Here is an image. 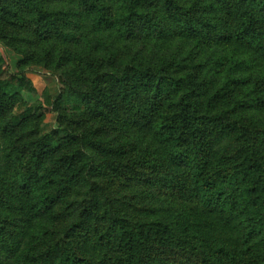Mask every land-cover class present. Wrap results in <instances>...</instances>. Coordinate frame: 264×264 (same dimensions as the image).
Wrapping results in <instances>:
<instances>
[{"label":"trees","instance_id":"obj_1","mask_svg":"<svg viewBox=\"0 0 264 264\" xmlns=\"http://www.w3.org/2000/svg\"><path fill=\"white\" fill-rule=\"evenodd\" d=\"M13 9L27 18L8 19ZM1 13L40 45L14 86L34 92L31 61L64 85L15 105L25 126L0 174V253L18 264H264V0H0ZM12 86L0 80V111ZM62 98L58 125L41 132ZM227 134L244 146L214 154ZM19 222L34 231L21 236Z\"/></svg>","mask_w":264,"mask_h":264},{"label":"rangeland","instance_id":"obj_2","mask_svg":"<svg viewBox=\"0 0 264 264\" xmlns=\"http://www.w3.org/2000/svg\"><path fill=\"white\" fill-rule=\"evenodd\" d=\"M17 1V0H14ZM26 1V0H23ZM13 11H17L13 9ZM17 16L15 17H8V19H11L14 21L16 17H19L21 19H25L26 16L21 17L24 11H17ZM5 14H0V56L2 57V64L0 66V80L9 81L11 82L12 91L11 93H15L12 97L8 99V104L6 105V109L4 111H0V174L3 173L4 169L8 168V164L13 162L15 159V154L13 152V149L15 152H17L19 149V145L21 144L22 140V134L24 131L25 124L21 126L15 127V121L13 120V117L16 115V109L15 105L21 101L26 102L27 105H39L41 101V92L44 88H47V90L51 93V96L56 95L59 96L64 83L59 79L57 76L58 74H55V68H43L38 65H34L33 62L29 64L28 68H26V75L27 77L32 81L34 86V92H27V91H21L17 89L14 85L17 83L16 76L18 75L19 71V65H21L20 60L30 51H34L35 48L33 46L39 47L40 45L35 44H27L24 42V40L20 39V36H22L25 32V30L21 27L16 28V24H9L7 20H3ZM27 18V17H26ZM7 19V18H6ZM9 35V36H8ZM17 35V39L12 38V36ZM9 43L8 45L6 42ZM84 45H81L80 50H82ZM77 48V49H78ZM14 49L22 50L21 53L17 52ZM79 50V51H80ZM40 52V49H39ZM76 52V51H74ZM43 54H45V51H42ZM79 57H83V55L80 54ZM65 64V63H64ZM70 64V65H69ZM55 65V64H54ZM69 65V66H68ZM76 63L75 62H69L66 65L58 66V68H63L64 66H67L68 69L74 70ZM23 67V66H22ZM55 97V98H56ZM64 98H62L59 101L58 106L54 109V111L51 109V107H47L46 112L41 119L40 125L41 126V132L46 133L49 132L52 128L56 127L58 125L57 119L59 113L63 112V106H64ZM23 111V109H18V112ZM66 113V118H71L68 125L71 127H77L80 122H82V116L76 114H68ZM15 118V117H14ZM34 120V119H33ZM36 120L32 121L31 124H34ZM40 120H38L39 122ZM79 127V129H81ZM145 136L144 142L150 143L152 142V136L150 133L148 135H143V133L139 134V138ZM218 137V136H217ZM215 139L214 145H213V153L217 154L219 156H228L230 155V152L233 151L234 153H238L239 148L243 147L244 144L242 143V139L238 136H234V141L231 142L230 134H227L225 136H221ZM137 147V145H136ZM152 148H158L151 145ZM12 149V151H10ZM158 151V150H157ZM232 161H237V157H232ZM3 166V167H2ZM135 191H138L140 189L136 188ZM143 196L146 195V191L141 193ZM142 199V197H140ZM148 200L143 199V203H147ZM5 209V206H4ZM0 213H5V211H1ZM20 224V222H19ZM22 229L25 231H34V228L30 229L27 225L20 224ZM19 230V228L15 229ZM21 234V236H26L25 234ZM90 243L86 244V251L87 253L92 252V248L90 247ZM0 264H18L17 258L13 259L11 256H6L4 253H0ZM98 259V258H97Z\"/></svg>","mask_w":264,"mask_h":264}]
</instances>
